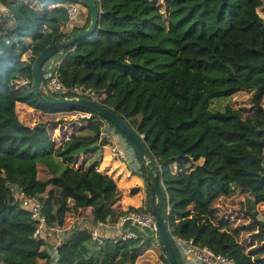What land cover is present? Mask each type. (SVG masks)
Returning a JSON list of instances; mask_svg holds the SVG:
<instances>
[{"label": "trees", "instance_id": "trees-1", "mask_svg": "<svg viewBox=\"0 0 264 264\" xmlns=\"http://www.w3.org/2000/svg\"><path fill=\"white\" fill-rule=\"evenodd\" d=\"M67 3L0 0V264H37L39 257L43 264L144 261L152 255L146 249L153 240L150 231L132 227L137 237L121 239L114 229L101 227L97 241L88 228L106 217L115 223L125 209L149 212L148 185L155 172L159 211L180 264L185 260L171 234L223 254L234 264H264L252 248L242 251L249 245L248 234H259L256 243L263 239L264 206L262 215L254 208L250 212L256 230L242 213L238 218L243 225L232 228L234 219L221 222L215 217L216 226L209 212L219 195H230L234 178L240 189L250 192L248 206L264 204V20L258 12L262 0H96L97 31L57 48L41 65V85L56 66L63 85L91 89L97 102L141 139L151 156L149 165L140 164L124 134L94 112L80 118L83 132L56 145L46 128L19 120L16 101L44 114L80 109L48 104L33 88L35 57L89 25L87 11L85 25L68 30ZM235 38L239 41L231 45ZM186 41L211 44L213 55L186 51ZM46 66L49 71H44ZM237 90L249 94L250 108L244 115L228 101ZM107 133L116 135L138 162L136 172L147 188L140 208H119L120 188L109 174L96 169L94 155L109 143ZM39 169L45 178L39 177ZM14 191L17 197L36 201L46 226L61 228L56 241L48 229L34 233L36 219ZM84 217L90 226L72 223ZM144 249L145 255H140ZM154 260L168 264L163 253Z\"/></svg>", "mask_w": 264, "mask_h": 264}, {"label": "rangeland", "instance_id": "rangeland-1", "mask_svg": "<svg viewBox=\"0 0 264 264\" xmlns=\"http://www.w3.org/2000/svg\"><path fill=\"white\" fill-rule=\"evenodd\" d=\"M262 2H263V4L260 8H258V12L264 20V0H262ZM78 4H80L82 7H85V6H83V4H81L79 2H78ZM79 21H78V23H79ZM236 41H239V38H235L233 41H230L229 43L231 45H234L233 43H235ZM182 44H183V48L186 51H189V52L195 51V52L205 53L207 55L208 54L213 55V47L209 43H206V42L197 43V42H193V41H186L185 43H182ZM255 45H256V43H253V46H255ZM261 46L264 47V44L261 43ZM52 61H54V60H52ZM48 68L46 66L44 71H49ZM46 81H45V83H46ZM44 84H42V85H44ZM248 96H249V94L246 91L237 90V91L233 92L228 97V101L230 102L232 107L240 108L241 115H244L245 113L248 112V110L250 108L249 104L247 103L248 102ZM15 111L17 113L19 120L21 122H23L24 124H27L29 127H32L34 125H41L44 128H46L48 135H49L50 139L53 141L54 145L59 144L56 142L61 137L60 132L64 131V129H62V127L66 128V125H71L72 131H74V129H75V132H79V131L83 132L84 131L83 126H85V125H83L84 123L80 119L82 117H80L79 115H76L74 113L71 114V113H65V112H62V113H58V112L55 113L54 112V113L44 114L40 110L35 109L33 107H30V106H27L24 103H22V104L18 103L15 107ZM72 120H73V122H72ZM64 123H66V124H64ZM59 125L61 128L58 131ZM79 126H81L82 128H80ZM78 128H80V129H78ZM120 144L122 146H124V143H120ZM115 145L117 146V142ZM110 150H111V148H110ZM111 153H112V151H111ZM112 155L115 156L113 153H112ZM94 156H96V158L99 159V157H101V152H100V155L98 153ZM103 162L105 163V161H103ZM111 164H112V169H113L115 166V162L113 161ZM38 174H39V177L41 178L42 177V170L41 169L39 170ZM132 176H133V178H138V175L132 174ZM229 188H230V192H231L230 195H228V196H225L223 194L219 195L214 200L212 205L209 206L210 218L212 219V222L214 224H216V226H217L218 224L214 221L213 218L216 217V219L218 221H221V222L231 218V219H234L233 221H235L236 224H239V223L243 222L242 218H240V217L238 218V216H241V213H242V215L244 214L248 217L247 221L251 222L253 225L255 224L253 227L257 228V224L253 220V217L251 216L250 212L254 208L258 211V215H262L264 204L263 203H257L254 205L249 204V206H248V204L245 203V199L249 198L251 196V194L248 190L240 189V187L237 185V178H234L231 181ZM14 192H15V194L13 196L16 199H18V201H20V204L23 208L27 209L28 206H25L24 204H22V198L19 197L20 195H18V197H17L18 192L17 191H14ZM146 193H147V189H145V195L147 196ZM137 196H138V194H136V198H137ZM143 203L144 202L141 201L140 204L137 206L133 205V203L131 205H133L136 208H140V206H142ZM247 207H248V209H247ZM149 213L151 214L150 211H149ZM152 217H153V215H152ZM80 221H82V220H80ZM82 223L83 222H80V224H82ZM84 223L87 224L86 222H84ZM87 225L90 226L89 224H87ZM44 232L45 231H42V230L40 231L41 234ZM56 233H59V231H57V232L49 231V235L52 237V240H55ZM255 236L256 235L252 234V235H250V237L247 238L248 240H250L251 243L254 244L252 249H251V252L253 253V256L263 259L264 258V234H262L263 239H260V238L257 239V240H259V242H257V243H256ZM151 237L153 239L152 242L154 243L153 245H154L155 249H154V247L151 248L152 255L150 257H147L146 258L147 260L146 259L144 260V261H146L145 264L151 263L149 261V258H151V260H152L151 264H157L155 262L154 258L156 259V257H158L162 253L160 246H159V243H158V240H157V233L155 236L151 235ZM57 241H58V239H57ZM42 259L44 260L43 257H39L37 262H42L43 261ZM144 261H141V262H144ZM37 264H42V263H37Z\"/></svg>", "mask_w": 264, "mask_h": 264}, {"label": "built area", "instance_id": "built-area-1", "mask_svg": "<svg viewBox=\"0 0 264 264\" xmlns=\"http://www.w3.org/2000/svg\"><path fill=\"white\" fill-rule=\"evenodd\" d=\"M84 10H86V8L82 7L80 4H78V2L67 3L66 12L68 20L66 23V28L68 30L77 27L78 20L82 16ZM49 67L52 68V65H50ZM41 89L49 93L60 92L69 97L84 96L97 101L93 91L83 85H63L58 79L56 66L52 68L46 83L44 85H41ZM65 113H74L82 118H86L89 116L88 111L81 109H73L70 111H65ZM62 129H64V131L60 132L61 137L56 143H61L65 138L69 137L75 131V129L74 131H72L71 125H66V128L62 127ZM111 151L115 156H123L122 151L118 145L116 146L115 144H113V146L111 147ZM261 165L264 168V158L261 161ZM22 204L28 206L27 209L30 211L31 216L36 219V225L34 229L35 234H40V231L44 229L55 232L61 230L60 227L54 224L47 226L45 225L44 218L41 214L38 213V206L34 199L23 197ZM153 219L154 218L152 217V215L147 211L139 209H126L121 215L116 218L115 223H111L109 221V218L106 217L104 221H97L95 222L93 227H90L88 229L91 237L96 239L97 241L101 240L97 231V229L101 227H105L111 230L114 229L113 234L117 235L121 239L137 237V232L132 227H136L137 230H148L150 231V236H155L156 225ZM163 219L165 223V218ZM171 239L174 244L181 250L183 258L185 260V264H234L232 259L228 258L227 256L220 253H215L206 246H197L193 244L190 239H185L175 234H171Z\"/></svg>", "mask_w": 264, "mask_h": 264}, {"label": "water", "instance_id": "water-1", "mask_svg": "<svg viewBox=\"0 0 264 264\" xmlns=\"http://www.w3.org/2000/svg\"><path fill=\"white\" fill-rule=\"evenodd\" d=\"M58 2H79L84 4L89 12L90 22L89 25L84 29H79L77 31L71 32L70 35L60 41L55 42L41 51L34 60L32 66L33 72V88L35 92L38 94L41 100L48 104L59 105V104H69L72 106H76L81 110H86L88 112H94L112 122L129 140L133 150L138 155L142 165L150 164V154L148 149L143 145L141 139L134 133L131 127L119 116L113 113L110 109L102 106L97 101L84 97H69V96H54L49 92L43 91L41 89V74L40 67L44 63V61L48 58L50 54H52L57 48H63L67 45L75 43L79 39L83 37L90 36L97 31L99 27V16L96 7L95 0H56ZM84 108V109H83ZM149 183V181H148ZM149 193H150V212L153 215L154 222L156 224V233L157 240L163 253L165 259L168 264H180L175 254L172 250L171 244L168 240L167 231L165 229V223L162 214L159 211L157 199L159 197V183L157 180V173L155 172L152 176L151 184L148 185Z\"/></svg>", "mask_w": 264, "mask_h": 264}, {"label": "crops", "instance_id": "crops-1", "mask_svg": "<svg viewBox=\"0 0 264 264\" xmlns=\"http://www.w3.org/2000/svg\"><path fill=\"white\" fill-rule=\"evenodd\" d=\"M87 11H88L87 8H86V10L83 11L82 16L80 17L81 20L80 19H79L80 21L78 20L79 23H77V27H82L83 25H85L86 19H87ZM18 103L22 104V102L16 101L15 102V107H16V105ZM58 113H62V112H58ZM72 122H73V120H72ZM64 124H66V123H64ZM107 135L109 136V138H107L109 140V143L108 144H103L101 146V149H99L98 153L100 155V152H101V157H99V159H98V164L96 166V169L101 171V172H105V173L109 174L114 179L116 185L120 188V190L122 192V195H121V198L116 203V204L119 205V208H125V207H127L129 205L130 206H133V205L137 206V205L140 204L141 201L144 202V200L146 199L145 198L146 197L145 189H147L146 186H145V181H144L143 177H141L136 172V168H137L138 162L134 159V155L132 153L129 154L128 152L125 151V149L120 144V142L117 141L119 139L116 137V135H114V134L109 135V133H107ZM116 142H117V145L119 146V148L121 149L123 156H113L112 155L110 148L113 146V144H116ZM101 161H105V163L103 162V166L98 168V165H99V163ZM113 161L115 162V166L112 169V164L111 163ZM139 162L141 164V161H139ZM132 174L138 175V178H133ZM45 177H46V175L42 171V177L41 178H45ZM132 188H135V190L133 191ZM136 194H138L137 198H136ZM132 203H133V205H131ZM84 209H85L84 210L85 212H86V210H88L87 207H84ZM81 220L82 221L76 219V220H73L72 223L74 225H76V224L78 225L79 222H83L84 221V222H86V223H88L90 225L92 224V223H90L88 221V218H86V217L81 218ZM241 223L236 224V222H234L232 224V226H233L232 228L240 227ZM251 224H252L251 222H247V225H251ZM242 225H243V223H242ZM86 226H88V225H86ZM252 228L255 229V230L257 229L255 227H252ZM220 229L227 230L225 228H220ZM250 235L251 234H248L245 238L250 237ZM253 235L259 236V234H253ZM256 236H255V238H256ZM153 244L154 243L152 242L150 244V246L148 248H146V249H148L147 251H149V250L151 251V248L154 247ZM247 244H249L247 249L246 250H242V251H248L254 245V244H251L250 240L247 242ZM146 249H144L141 252L140 255H142V254L145 255L144 253H145ZM154 249H155V247H154ZM150 259L151 258H149V261L151 262ZM38 263H42L43 264V261L42 262H38ZM137 263L142 264V262L140 260H137ZM147 264H151V263H147Z\"/></svg>", "mask_w": 264, "mask_h": 264}]
</instances>
